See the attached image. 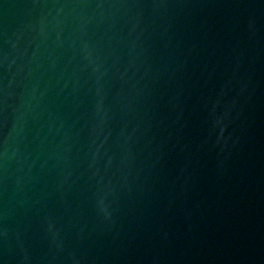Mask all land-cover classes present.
<instances>
[{
    "label": "water",
    "instance_id": "obj_1",
    "mask_svg": "<svg viewBox=\"0 0 264 264\" xmlns=\"http://www.w3.org/2000/svg\"><path fill=\"white\" fill-rule=\"evenodd\" d=\"M0 264H264V0H0Z\"/></svg>",
    "mask_w": 264,
    "mask_h": 264
}]
</instances>
